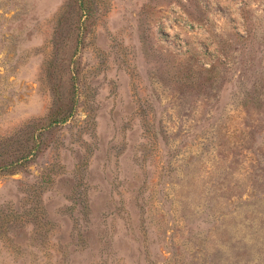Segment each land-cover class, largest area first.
<instances>
[{"label": "rangeland", "instance_id": "rangeland-1", "mask_svg": "<svg viewBox=\"0 0 264 264\" xmlns=\"http://www.w3.org/2000/svg\"><path fill=\"white\" fill-rule=\"evenodd\" d=\"M89 1L0 0V264H264V0Z\"/></svg>", "mask_w": 264, "mask_h": 264}, {"label": "trees", "instance_id": "trees-1", "mask_svg": "<svg viewBox=\"0 0 264 264\" xmlns=\"http://www.w3.org/2000/svg\"><path fill=\"white\" fill-rule=\"evenodd\" d=\"M89 0H80V7L83 11L82 17H89ZM74 107L63 109L61 107L51 109L47 120L41 126H33L35 130L24 142L19 143L17 150L12 151L7 160L0 162V174L10 173L20 168L26 167L35 161L43 145V135L52 128L66 124L73 117Z\"/></svg>", "mask_w": 264, "mask_h": 264}, {"label": "built area", "instance_id": "built-area-1", "mask_svg": "<svg viewBox=\"0 0 264 264\" xmlns=\"http://www.w3.org/2000/svg\"><path fill=\"white\" fill-rule=\"evenodd\" d=\"M188 28L190 29V28H191V26H188Z\"/></svg>", "mask_w": 264, "mask_h": 264}]
</instances>
